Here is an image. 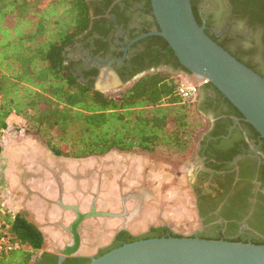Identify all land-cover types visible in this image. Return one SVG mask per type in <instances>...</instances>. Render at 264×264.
Listing matches in <instances>:
<instances>
[{"label":"flooded vegetation","instance_id":"af4514ba","mask_svg":"<svg viewBox=\"0 0 264 264\" xmlns=\"http://www.w3.org/2000/svg\"><path fill=\"white\" fill-rule=\"evenodd\" d=\"M85 1L90 26L75 37L65 51V65L78 81L94 90L99 85L107 88V93H117L146 74L160 69L175 72L171 69L175 65L174 59L152 39L158 36L131 43L140 35L158 29L151 14L150 0ZM190 2L198 24L206 28L217 44L256 73L264 74V23L249 18L240 7L237 8V5L249 2L262 12L264 0ZM197 102L208 124L193 152L190 188L202 230L183 236L170 229L167 224L170 217L156 208L153 191L138 179L135 182L136 177L141 178L147 173L146 169L136 167L126 159L109 160L100 156L70 159L49 153L53 163L48 165L46 161H39L38 167L47 170L48 174L53 173L55 181L58 179L67 186L62 195L64 205H77L79 212L86 214L96 197L97 212L120 214L121 199L126 197L127 213L123 218L83 220L77 253L62 264H72L70 261L75 260L89 262L122 243L154 237H197L264 244V140L211 86L200 87ZM140 189L148 191L151 198L144 202L141 214L130 227H124V220L135 205L128 195L130 197ZM57 197L58 192L50 201ZM114 207L116 211L111 210ZM30 213L25 210L15 214L23 215L42 234L43 245L32 264H58V255L53 250L68 243L69 236L56 225L59 219L54 221L43 212L40 224H37L30 219ZM61 223L65 227L69 225L66 221ZM41 224L55 229L52 241L56 246H44ZM178 226L180 229L186 227L183 223ZM82 245L91 247L82 253Z\"/></svg>","mask_w":264,"mask_h":264},{"label":"trees","instance_id":"16d2710c","mask_svg":"<svg viewBox=\"0 0 264 264\" xmlns=\"http://www.w3.org/2000/svg\"><path fill=\"white\" fill-rule=\"evenodd\" d=\"M42 2L0 0V155L1 140L8 130L6 121L12 114L21 117L25 131L57 157L82 159L112 151H188L204 126L198 102L184 103L176 94L177 83L166 71L146 74L113 96L84 85L65 65V51L90 26L86 1ZM239 7L249 18L264 23V10L258 12L249 2ZM152 39L174 59L173 71L190 74L162 38ZM0 220L12 239L22 245L2 255L0 264H30L43 245L40 231L1 203Z\"/></svg>","mask_w":264,"mask_h":264},{"label":"water","instance_id":"95a60500","mask_svg":"<svg viewBox=\"0 0 264 264\" xmlns=\"http://www.w3.org/2000/svg\"><path fill=\"white\" fill-rule=\"evenodd\" d=\"M150 5L158 29L140 35L131 43L150 36L162 38L195 81L213 86L264 140V74L259 75L217 44L196 21L190 0H150ZM95 89L108 92L99 85ZM56 181L57 199L43 200L73 214L67 227L56 223L70 239L56 249L58 264H62L77 253L84 219L123 218L127 210L124 196L120 214L97 212L94 197L90 211L82 214L77 205L63 204L62 185L58 179ZM87 264H264V244L197 237L145 238L122 243Z\"/></svg>","mask_w":264,"mask_h":264},{"label":"rangeland","instance_id":"374dc122","mask_svg":"<svg viewBox=\"0 0 264 264\" xmlns=\"http://www.w3.org/2000/svg\"><path fill=\"white\" fill-rule=\"evenodd\" d=\"M48 2H50V0H45L42 2V5H46ZM159 71L168 72L170 74V78L173 79L177 85L180 83L196 82L190 74H185L180 71L170 72L164 69H160ZM205 84H203L201 87H203ZM117 93H106L105 95L113 96ZM201 118L204 126L198 130L191 148L182 154H168L162 151H158L153 154L141 151L124 154L120 153L119 151H112L106 155L100 156V158H106L109 160L126 159L130 164L133 163L136 167L146 169L147 173H145L141 178L136 177L135 182L138 179L140 182H142V184H145L146 187L153 191L155 195V200L153 203H155L156 208L159 209L162 214L165 213L164 215H166V217H170L167 220V224L169 225L170 229L183 236L202 230L201 223L194 209V196L191 193L190 188V167L193 162V152L196 148L199 137L206 130L208 124L203 116H201ZM11 125L14 126L12 123ZM11 125L9 131H5L3 135V144L8 139H12V141L15 142H17V139L19 138L22 140L28 139V141H34L38 146H41L49 152L46 146L42 144L33 134L25 131L26 124H24L20 134L17 133L13 129L14 127H11ZM22 140H19L18 142H22ZM15 156L17 155H13V157ZM1 198L2 197L0 194V199ZM147 204L148 202H146L145 205ZM7 211L10 210L7 209ZM187 212H189V214L186 217L182 216L183 213ZM180 223L185 224L186 227L184 229H180L178 226ZM37 253L38 251L33 254L30 264L33 263V259Z\"/></svg>","mask_w":264,"mask_h":264},{"label":"crops","instance_id":"0c3cea01","mask_svg":"<svg viewBox=\"0 0 264 264\" xmlns=\"http://www.w3.org/2000/svg\"><path fill=\"white\" fill-rule=\"evenodd\" d=\"M14 121V122H13ZM22 121V122H21ZM8 130L11 127L17 133H21L24 120L21 117L12 114L7 118ZM22 140V139H17ZM15 142L12 139L4 141L1 140L2 151L0 155V194L1 205L6 210L9 209L10 213L15 214L22 211H31L30 219L37 224H40L43 212L48 214L52 220L59 219V222L71 223L73 215L66 213L58 209L55 205H49L43 198L47 200L53 199L57 195L58 187L57 181L53 173H47V170H43L38 167L39 161H46L48 165H51L54 160L50 156L49 152L38 146L37 143H32L28 139H23L22 142ZM13 155H17L13 157ZM17 157V158H16ZM63 192L67 190V186L64 182H60ZM28 190L30 192H28ZM116 194V193H115ZM113 194V197L116 195ZM3 200V201H2ZM116 201V200H115ZM116 211V208L111 209ZM67 215H66V214ZM55 225V224H54ZM47 224H41V231L44 235V246H53L55 236V229L48 227ZM87 247H91L87 245ZM87 247L82 245L80 251L83 253L87 251ZM53 251H56L54 249Z\"/></svg>","mask_w":264,"mask_h":264},{"label":"built area","instance_id":"2783aa9c","mask_svg":"<svg viewBox=\"0 0 264 264\" xmlns=\"http://www.w3.org/2000/svg\"><path fill=\"white\" fill-rule=\"evenodd\" d=\"M203 84H205V82L180 83L176 87L175 91L184 103H195L198 100L199 89ZM21 248L22 245L20 242L12 239V237L7 233V226H4L3 222L0 221V257Z\"/></svg>","mask_w":264,"mask_h":264},{"label":"bare ground","instance_id":"6f19581e","mask_svg":"<svg viewBox=\"0 0 264 264\" xmlns=\"http://www.w3.org/2000/svg\"><path fill=\"white\" fill-rule=\"evenodd\" d=\"M128 198H132L133 200L132 199H130V200L134 201L135 205L130 210V214L127 217V219L124 220V223H123L124 227H130L132 222L135 221L134 219L141 214L140 212L143 209L144 202L146 200L150 199L151 195L148 191H145L144 189H140L139 192L131 194L130 197L128 195Z\"/></svg>","mask_w":264,"mask_h":264}]
</instances>
